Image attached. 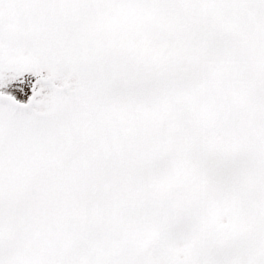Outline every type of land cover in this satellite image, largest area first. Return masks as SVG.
Masks as SVG:
<instances>
[{
  "label": "snow or ice",
  "instance_id": "snow-or-ice-1",
  "mask_svg": "<svg viewBox=\"0 0 264 264\" xmlns=\"http://www.w3.org/2000/svg\"><path fill=\"white\" fill-rule=\"evenodd\" d=\"M0 264H264V0H0Z\"/></svg>",
  "mask_w": 264,
  "mask_h": 264
}]
</instances>
